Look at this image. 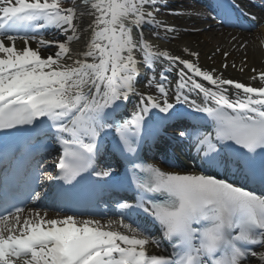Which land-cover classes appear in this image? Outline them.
Wrapping results in <instances>:
<instances>
[{"label":"snow or ice","instance_id":"obj_1","mask_svg":"<svg viewBox=\"0 0 264 264\" xmlns=\"http://www.w3.org/2000/svg\"><path fill=\"white\" fill-rule=\"evenodd\" d=\"M165 9L187 15L167 0H0V131H26L60 153L27 177V199L45 197L49 181L74 187L86 175L115 178L111 166L98 170L109 136L126 162L120 183L134 194L106 222L46 219L47 211L5 197L0 264H264V195L209 174L228 162V149L250 168L264 155V71L252 69L253 86L205 68L190 47L179 55L162 48L158 41L178 35L161 18ZM50 30L64 39L45 38ZM173 120V135L191 142L202 170L167 171L142 158L146 129ZM259 179L264 183V163ZM141 216L151 218L150 228Z\"/></svg>","mask_w":264,"mask_h":264},{"label":"bare ground","instance_id":"obj_2","mask_svg":"<svg viewBox=\"0 0 264 264\" xmlns=\"http://www.w3.org/2000/svg\"><path fill=\"white\" fill-rule=\"evenodd\" d=\"M178 0L172 1L167 0V2L171 5L173 10H182L187 13L184 17H176L168 15L169 9H165L161 14V18L168 21L170 24H173L177 28L178 35L174 40H163L158 41L162 48H167L172 51L173 54H181V49L184 47H190L192 50L198 51L200 53V64L205 68H216L218 71L222 72L225 78L235 79L241 82L251 83L253 86H258V81H252L250 77L255 73L252 72V69L256 70V73L260 71H264V18L259 19L258 24L260 23V27L257 30L253 31H245V30H235L230 29L226 26H217L215 19L205 18V14H209V12L205 9H202L201 3L195 2L194 0ZM186 6V7H184ZM194 15H199V18H192ZM248 17V16H247ZM55 37L58 40H63L64 37L60 35L58 32L54 30L48 31V34L45 35V38ZM235 41H243L246 45V49H238ZM20 42L18 41V44ZM35 47L36 45L33 44ZM219 49L220 52L227 51L230 53L227 60L220 54V52H216ZM55 51L54 48L47 49V54H51ZM216 53L213 55V53ZM245 53L247 55L246 64L244 63ZM42 54H44L42 52ZM227 63L229 67L224 69L222 64ZM235 63L236 67L233 68L231 65ZM243 67V71H240V68ZM173 80H175V74L171 76ZM140 85L142 89H144V76L140 77ZM174 86V85H173ZM206 86H210L207 85ZM154 94V93H153ZM134 102V101H133ZM132 110V103H128L126 107L121 109V112L124 114H129ZM164 115V114H161ZM173 121H163L157 122L153 121L149 128H155L157 126H163L167 123V126L172 125ZM203 122V121H202ZM195 123V122H191ZM209 128L204 130L211 129V122L206 121ZM190 124V123H189ZM167 126H164V129H168ZM171 131V128H169ZM105 140L107 142H111L113 138L111 136L106 137ZM52 151V150H51ZM110 151L106 149L101 150L102 155L106 158L110 157ZM109 154V155H108ZM189 153L185 154V158L188 161V164L194 160L193 157H189ZM50 160V159H46ZM187 164V163H185ZM187 167V166H186ZM177 168V167H168L165 166L167 171H177V172H185V168ZM46 184V183H45ZM47 186V185H45ZM54 197H44V202L47 200H53ZM34 208L33 206H30ZM41 211V215H43L44 211H47L48 215L45 217L46 219L63 217L66 215H77L82 218H88L89 216L81 215L79 213L69 214L65 209L52 207V208H42L39 209ZM65 210V211H63ZM95 219H99L98 217H93ZM118 217H107L103 219H99L102 222H106L108 219L116 220ZM38 219V218H37ZM145 220V227L150 228L151 222L147 219ZM156 230L154 229L153 232ZM167 246V243L164 245ZM157 251V250H153ZM253 264H256L253 261Z\"/></svg>","mask_w":264,"mask_h":264},{"label":"rangeland","instance_id":"obj_3","mask_svg":"<svg viewBox=\"0 0 264 264\" xmlns=\"http://www.w3.org/2000/svg\"><path fill=\"white\" fill-rule=\"evenodd\" d=\"M172 1H175V0H172ZM45 35H47V33Z\"/></svg>","mask_w":264,"mask_h":264}]
</instances>
